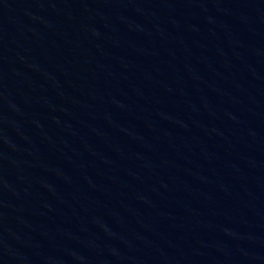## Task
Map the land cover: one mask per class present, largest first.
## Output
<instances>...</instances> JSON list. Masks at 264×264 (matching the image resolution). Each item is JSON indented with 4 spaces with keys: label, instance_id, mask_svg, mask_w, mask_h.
Listing matches in <instances>:
<instances>
[{
    "label": "water",
    "instance_id": "1",
    "mask_svg": "<svg viewBox=\"0 0 264 264\" xmlns=\"http://www.w3.org/2000/svg\"><path fill=\"white\" fill-rule=\"evenodd\" d=\"M0 264H264V0H0Z\"/></svg>",
    "mask_w": 264,
    "mask_h": 264
}]
</instances>
